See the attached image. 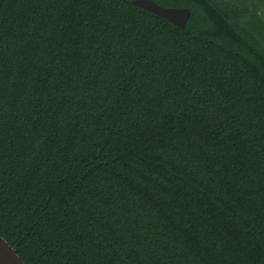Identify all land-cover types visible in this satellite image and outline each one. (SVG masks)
Wrapping results in <instances>:
<instances>
[{
    "label": "trees",
    "instance_id": "1",
    "mask_svg": "<svg viewBox=\"0 0 264 264\" xmlns=\"http://www.w3.org/2000/svg\"><path fill=\"white\" fill-rule=\"evenodd\" d=\"M155 1L186 26L0 0V234L26 264H264V34Z\"/></svg>",
    "mask_w": 264,
    "mask_h": 264
},
{
    "label": "water",
    "instance_id": "2",
    "mask_svg": "<svg viewBox=\"0 0 264 264\" xmlns=\"http://www.w3.org/2000/svg\"><path fill=\"white\" fill-rule=\"evenodd\" d=\"M133 3L152 13L164 17L172 23L185 27L191 16L188 7H166L155 0H133ZM0 264H26L11 244L0 234Z\"/></svg>",
    "mask_w": 264,
    "mask_h": 264
},
{
    "label": "rangeland",
    "instance_id": "3",
    "mask_svg": "<svg viewBox=\"0 0 264 264\" xmlns=\"http://www.w3.org/2000/svg\"><path fill=\"white\" fill-rule=\"evenodd\" d=\"M243 25L253 27L260 35L264 34V0H221ZM263 31V32H261Z\"/></svg>",
    "mask_w": 264,
    "mask_h": 264
}]
</instances>
